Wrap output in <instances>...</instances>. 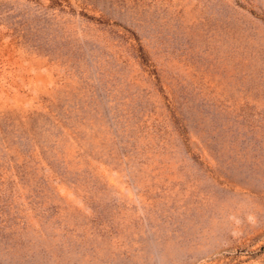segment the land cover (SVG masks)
<instances>
[{
  "label": "rangeland",
  "instance_id": "rangeland-1",
  "mask_svg": "<svg viewBox=\"0 0 264 264\" xmlns=\"http://www.w3.org/2000/svg\"><path fill=\"white\" fill-rule=\"evenodd\" d=\"M0 264H264V0H0Z\"/></svg>",
  "mask_w": 264,
  "mask_h": 264
}]
</instances>
